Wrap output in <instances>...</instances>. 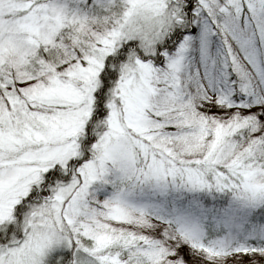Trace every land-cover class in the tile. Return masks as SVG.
I'll return each mask as SVG.
<instances>
[{
  "label": "snow or ice",
  "instance_id": "obj_1",
  "mask_svg": "<svg viewBox=\"0 0 264 264\" xmlns=\"http://www.w3.org/2000/svg\"><path fill=\"white\" fill-rule=\"evenodd\" d=\"M0 264H264V0H0Z\"/></svg>",
  "mask_w": 264,
  "mask_h": 264
}]
</instances>
